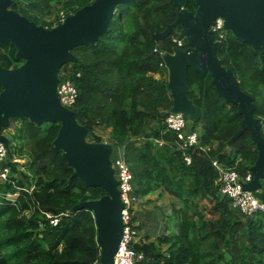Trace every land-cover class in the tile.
Masks as SVG:
<instances>
[{"label":"trees","instance_id":"obj_1","mask_svg":"<svg viewBox=\"0 0 264 264\" xmlns=\"http://www.w3.org/2000/svg\"><path fill=\"white\" fill-rule=\"evenodd\" d=\"M93 1L18 0L12 8L51 28ZM186 6L197 9L195 0H187ZM180 9L171 0L118 5L107 31L95 43L73 49L78 61L65 64L61 77L69 76L77 87L73 110L78 122L89 129L90 140L104 141L99 131L105 130L115 151L122 148L137 201L164 191L180 203L173 206L176 221L171 232L155 240L140 235L135 246L144 259L138 264H264V213L246 217L218 191L220 172L214 161L245 175L258 155L248 130L226 150L243 120L237 105L217 93L209 73L190 68L188 94L197 106V116L194 122L187 119L190 129L199 134V145L179 149L172 143L175 132L166 131L164 125L173 100L162 53L178 47L174 37L184 38L182 49L189 44L180 28L160 40L152 34L173 23ZM221 42L219 57L251 95L264 136V50H254L230 31ZM15 53V46L5 41L0 66H19ZM11 123L10 127L2 124L0 130L2 134L11 131L17 141L13 146L10 140L8 159L0 164L1 170L9 167L7 179L0 178V264L99 262L93 212L69 210L106 191L74 176L62 151L54 147L60 123L37 125L27 117L11 119ZM132 211V221L142 234L136 208ZM48 215L58 217V223H51Z\"/></svg>","mask_w":264,"mask_h":264},{"label":"water","instance_id":"obj_2","mask_svg":"<svg viewBox=\"0 0 264 264\" xmlns=\"http://www.w3.org/2000/svg\"><path fill=\"white\" fill-rule=\"evenodd\" d=\"M133 0H94L51 27L39 25L12 8L14 0H0V52L5 41L15 48V57L23 60L20 66H0V130L10 127L11 119L27 117L31 122L60 123L53 142L63 158L87 186L101 187L106 194L97 199L82 200L69 213L89 209L97 226L100 264H115L125 224V207L119 181L112 165L114 146L110 142L90 140L89 129L78 122L75 111L61 103L58 86L62 67L76 63L73 52L77 46L95 43L108 29L120 4ZM181 9L173 23L152 38L168 37L176 28L186 38V49L175 47L164 51L162 58L168 69V88L172 113H181L194 122L197 106L189 97V69L209 73L217 93L227 102L237 105L243 115L241 127L227 141L226 150L248 130L258 152L251 166L252 178L243 187L264 204V136L255 117L256 104L239 84L232 68L219 57L222 42L216 40L212 26L224 19L225 28L237 39L250 44L254 50H264V0H195L197 9L187 8V0H171ZM0 142L8 148L10 139L0 131Z\"/></svg>","mask_w":264,"mask_h":264},{"label":"built area","instance_id":"obj_3","mask_svg":"<svg viewBox=\"0 0 264 264\" xmlns=\"http://www.w3.org/2000/svg\"><path fill=\"white\" fill-rule=\"evenodd\" d=\"M17 2L18 0H14ZM65 19L63 16L62 21ZM213 35L217 36L216 40L221 41L228 33L224 26V19L219 17L216 23L212 26ZM174 42L178 44V48L185 45L184 38L174 37ZM62 75V73H61ZM61 77V76H60ZM61 103L73 109L77 98L78 90L74 82L69 76L61 77L58 86ZM190 121V120H189ZM187 116L181 113L170 112L164 120L166 131H172L176 134V139L172 142L179 149L186 150L199 145V134L197 131L191 130L189 127ZM159 145L164 144L163 141H157ZM116 154V155H115ZM8 159V147L0 142V164ZM185 160L188 164L191 163V156L185 155ZM112 165L115 168V176L119 181V189L125 207L122 210V217L125 224L124 235L120 242L118 253L115 257V264H138L144 259V253L136 249L135 244L138 242L140 233L135 227L133 219V209L135 208L137 198L133 194V174L125 160L123 151L114 149L112 156ZM214 165L219 169L220 175L217 180L218 191L222 196L230 198L231 207L246 217H252L258 213H264V204L256 198L249 190L244 189L243 184L247 183L252 178L251 170L241 175L234 169H226L221 167L217 161ZM9 167L0 169V178L7 179ZM51 218V215H48ZM59 221L58 217L51 218V223L56 225ZM95 264H100L96 262Z\"/></svg>","mask_w":264,"mask_h":264},{"label":"rangeland","instance_id":"obj_4","mask_svg":"<svg viewBox=\"0 0 264 264\" xmlns=\"http://www.w3.org/2000/svg\"><path fill=\"white\" fill-rule=\"evenodd\" d=\"M63 70L66 71L68 69L65 67ZM5 134L11 140V145L15 146L17 144L15 135L11 131H6ZM99 135H101L105 142H110L111 139L108 131L100 130ZM88 138L92 139L90 137ZM118 149L122 151L121 147H118ZM23 162L25 163L27 160L23 159ZM174 205L179 207L180 203L164 191H159L145 198H140L135 205L137 209L136 221L142 225V234L140 235H146L150 240H155L159 235L167 231L171 232L174 229L176 221L173 212Z\"/></svg>","mask_w":264,"mask_h":264},{"label":"flooded vegetation","instance_id":"obj_5","mask_svg":"<svg viewBox=\"0 0 264 264\" xmlns=\"http://www.w3.org/2000/svg\"><path fill=\"white\" fill-rule=\"evenodd\" d=\"M22 63H23V60H21V64H22ZM21 64H20V65H21ZM20 65H19V66H20Z\"/></svg>","mask_w":264,"mask_h":264},{"label":"crops","instance_id":"obj_6","mask_svg":"<svg viewBox=\"0 0 264 264\" xmlns=\"http://www.w3.org/2000/svg\"><path fill=\"white\" fill-rule=\"evenodd\" d=\"M137 210V209H136ZM136 214V213H135ZM138 223V222H137Z\"/></svg>","mask_w":264,"mask_h":264}]
</instances>
